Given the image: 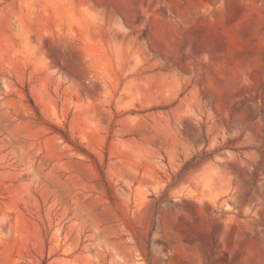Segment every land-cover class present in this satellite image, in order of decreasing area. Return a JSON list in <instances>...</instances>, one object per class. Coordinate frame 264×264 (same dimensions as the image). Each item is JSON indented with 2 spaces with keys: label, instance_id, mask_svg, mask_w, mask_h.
Listing matches in <instances>:
<instances>
[{
  "label": "rangeland",
  "instance_id": "374dc122",
  "mask_svg": "<svg viewBox=\"0 0 264 264\" xmlns=\"http://www.w3.org/2000/svg\"><path fill=\"white\" fill-rule=\"evenodd\" d=\"M0 264H264V0H0Z\"/></svg>",
  "mask_w": 264,
  "mask_h": 264
},
{
  "label": "trees",
  "instance_id": "16d2710c",
  "mask_svg": "<svg viewBox=\"0 0 264 264\" xmlns=\"http://www.w3.org/2000/svg\"><path fill=\"white\" fill-rule=\"evenodd\" d=\"M63 135V137H64V139L66 140V141H69V139L67 138V136H65L64 134H62Z\"/></svg>",
  "mask_w": 264,
  "mask_h": 264
}]
</instances>
